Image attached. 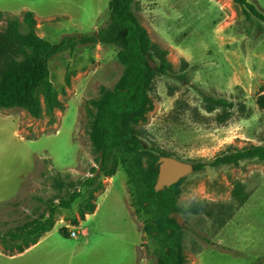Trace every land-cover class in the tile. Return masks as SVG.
I'll use <instances>...</instances> for the list:
<instances>
[{"label": "rangeland", "instance_id": "rangeland-1", "mask_svg": "<svg viewBox=\"0 0 264 264\" xmlns=\"http://www.w3.org/2000/svg\"><path fill=\"white\" fill-rule=\"evenodd\" d=\"M109 1L0 0V11L21 23L24 13H33L37 35L58 44L98 31L109 18ZM245 1L264 14V0ZM133 14L170 66L168 76L155 79L143 120L133 125L145 173L160 164L161 153L193 167L264 147V24L247 20L233 0H136ZM8 26L1 19L0 33ZM118 52L91 45L52 59L50 79L61 102L52 114L44 107L37 118L19 107L0 109V264H157L155 245L143 232L147 217L134 208L121 163L112 181L100 178L101 188L80 186L96 168L97 104L125 74ZM206 99L232 108L212 110ZM238 185L251 195L247 211L232 196ZM77 191L81 198L61 208ZM181 192L175 219L185 228V264H264L263 163L193 171ZM90 207L97 208L94 215ZM50 212L53 231L19 254L23 241L5 235Z\"/></svg>", "mask_w": 264, "mask_h": 264}, {"label": "trees", "instance_id": "trees-1", "mask_svg": "<svg viewBox=\"0 0 264 264\" xmlns=\"http://www.w3.org/2000/svg\"><path fill=\"white\" fill-rule=\"evenodd\" d=\"M233 1L242 9L247 20L253 16L264 24V14L253 5L245 0ZM135 2L110 0L109 18L98 31L67 36L58 44H51L37 35V22L33 13H24L21 23L20 19L11 18L9 14L0 11V20L7 17L9 25L5 32L0 33V59L5 61L0 68V109L19 107L37 118L44 107L48 114H52L61 107L58 93L50 79L49 64L52 59L83 46L102 45L118 49V61L125 69V74L113 90L106 92L104 100L97 104L99 115L91 138L92 152L97 157L96 168L91 170V177L80 186L92 189L97 185L101 188L98 184L100 178H113L119 161L127 176L134 208L147 217L143 232L155 245L157 264H185V228L175 219L180 211L178 200L184 179L157 192L155 187L159 164L154 166L150 176L145 173V150L133 128L134 124L143 120L144 113L151 106L149 94L155 79L170 74L166 52L150 43L146 31L133 14ZM22 26L27 29L26 34L21 33ZM153 60L159 62L155 69L150 66ZM180 80L185 81L184 78ZM205 102L212 110L219 109L224 113L232 108L222 100L206 99ZM227 118L220 116L219 120L224 123ZM160 156L173 158L164 153ZM246 161L264 164V147L234 151L215 159L210 165L197 164L193 170L202 172L207 167L238 166ZM232 196L241 209L251 195L246 194L244 188L238 185ZM80 198L78 191L68 194V198L61 202V208L69 210ZM89 211L93 215L96 208L90 207ZM55 225L56 214L50 212L44 219L24 225L5 236L14 243L23 241L24 247L19 251V254H23L52 232ZM60 234L66 239L70 238L66 230H60Z\"/></svg>", "mask_w": 264, "mask_h": 264}, {"label": "water", "instance_id": "water-1", "mask_svg": "<svg viewBox=\"0 0 264 264\" xmlns=\"http://www.w3.org/2000/svg\"><path fill=\"white\" fill-rule=\"evenodd\" d=\"M150 66L152 69L156 68L151 63ZM193 171L191 165L179 162L173 158H164L159 164V175L155 190L159 192L167 187H171L186 178Z\"/></svg>", "mask_w": 264, "mask_h": 264}, {"label": "crops", "instance_id": "crops-1", "mask_svg": "<svg viewBox=\"0 0 264 264\" xmlns=\"http://www.w3.org/2000/svg\"><path fill=\"white\" fill-rule=\"evenodd\" d=\"M36 22H37V21H36ZM37 27L39 28L38 24H37ZM112 180H113V178H112L110 181H112ZM251 203H252V202H251V199H250V200H248V202L245 204V205H246V209H245L246 211L248 210V206H249ZM96 211H97V208H96ZM96 211H95V213H96ZM95 213H94V214H95ZM94 214H93V215H94ZM235 220H237V218H236Z\"/></svg>", "mask_w": 264, "mask_h": 264}, {"label": "built area", "instance_id": "built-area-1", "mask_svg": "<svg viewBox=\"0 0 264 264\" xmlns=\"http://www.w3.org/2000/svg\"><path fill=\"white\" fill-rule=\"evenodd\" d=\"M70 236L71 238H76L77 235L75 233H71Z\"/></svg>", "mask_w": 264, "mask_h": 264}]
</instances>
